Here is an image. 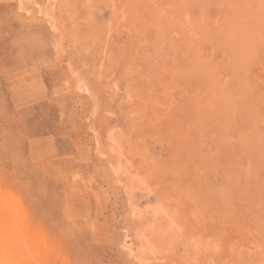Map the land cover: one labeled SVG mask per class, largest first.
<instances>
[{
  "label": "rangeland",
  "instance_id": "obj_1",
  "mask_svg": "<svg viewBox=\"0 0 264 264\" xmlns=\"http://www.w3.org/2000/svg\"><path fill=\"white\" fill-rule=\"evenodd\" d=\"M0 264H264V0H0Z\"/></svg>",
  "mask_w": 264,
  "mask_h": 264
},
{
  "label": "bare ground",
  "instance_id": "obj_2",
  "mask_svg": "<svg viewBox=\"0 0 264 264\" xmlns=\"http://www.w3.org/2000/svg\"><path fill=\"white\" fill-rule=\"evenodd\" d=\"M261 1V0H260ZM235 2V1H234ZM258 3V2H257ZM259 7V6H258ZM263 13V12H262ZM263 18V17H262ZM247 19V18H246ZM244 21V23H245V20H243ZM242 24H243V22H242ZM241 24V25H242ZM196 27V26H195ZM247 36V35H246ZM152 193V192H151ZM13 199V198H12ZM20 203V202H19ZM25 214V213H24ZM11 254V253H10ZM13 254V253H12Z\"/></svg>",
  "mask_w": 264,
  "mask_h": 264
}]
</instances>
